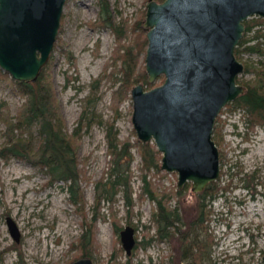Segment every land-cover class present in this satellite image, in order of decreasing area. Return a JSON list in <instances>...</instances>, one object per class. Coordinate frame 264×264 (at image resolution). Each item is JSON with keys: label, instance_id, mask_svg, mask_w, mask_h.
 Masks as SVG:
<instances>
[{"label": "rangeland", "instance_id": "1", "mask_svg": "<svg viewBox=\"0 0 264 264\" xmlns=\"http://www.w3.org/2000/svg\"><path fill=\"white\" fill-rule=\"evenodd\" d=\"M107 1L115 22L124 20L129 27L137 26L135 33L142 30L145 34L148 0ZM98 13V0H66L57 37L60 40H56L45 69L65 133L77 132L76 157L81 173L77 186L83 200L72 202L69 184H49L48 175L39 166L15 157L1 159L0 264H68L81 257L72 244L97 209L100 217L89 256L93 264H263L264 121L251 127L244 110L233 102L222 108L214 126L220 175L216 184H208L202 192H193L190 183L179 189L177 173L161 170L160 160L157 171H143L131 121L130 90L135 84L118 100L123 63L113 60L115 49L121 44L128 46L133 34L129 31L119 43L109 28L92 24ZM253 18L259 17L249 19ZM255 31L264 32V26L256 25L247 33L248 44L257 41L252 39ZM258 41L262 42L261 38ZM64 49L71 52L72 61L62 52ZM145 50L139 55L135 74L145 70ZM262 59L257 52H243L239 60L252 67ZM253 77V73H242L238 81L241 84ZM163 79V75L157 77L152 87ZM24 99L6 77L0 76V147L6 139V119L15 120ZM110 123L120 144H132L130 163L128 167L123 163L120 171L113 169L108 150ZM14 134L26 137L25 132ZM32 144L35 150L36 128ZM117 173L125 174L126 190L118 185L105 193V184ZM144 175L158 195L167 196L166 204L175 210L183 232L158 238L152 217L156 202L141 192ZM129 193L131 204L126 203ZM201 208L203 220L186 228ZM8 218L18 228V241L9 232ZM127 225L133 227L136 239L129 255L120 242V231Z\"/></svg>", "mask_w": 264, "mask_h": 264}, {"label": "water", "instance_id": "2", "mask_svg": "<svg viewBox=\"0 0 264 264\" xmlns=\"http://www.w3.org/2000/svg\"><path fill=\"white\" fill-rule=\"evenodd\" d=\"M66 0H0V70L10 78L35 81L48 63L58 37ZM264 21V0H148L143 29L147 81L132 86L131 121L137 139L153 142L160 169L177 173V187L202 192L220 175L213 140L217 116L245 88L237 82L244 64L235 48L244 22ZM15 241L19 231L7 219ZM129 255L136 244L133 227L120 231ZM264 264V253L262 256ZM68 264H93L87 256Z\"/></svg>", "mask_w": 264, "mask_h": 264}, {"label": "trees", "instance_id": "3", "mask_svg": "<svg viewBox=\"0 0 264 264\" xmlns=\"http://www.w3.org/2000/svg\"><path fill=\"white\" fill-rule=\"evenodd\" d=\"M163 1V0H157ZM99 13L97 20L92 23L101 27H106L114 34L116 41L120 43L122 39L129 36V31L133 34L132 42L125 46L119 45L115 51L117 56L114 57V61L120 59L123 63V74L119 78V88L117 90L118 100H121L130 89V87L137 82L141 81L146 88H151L152 84L147 81L145 70L142 69L139 73L135 74L136 65L139 59L140 53L146 48L147 39L142 30L135 33V28L129 27L123 20L115 22L110 12V5L107 0H98ZM139 23V22H138ZM139 25V24H138ZM245 31L242 38L239 40L237 47L235 48V55L237 59H240L241 53H258L263 57L258 61L257 65L249 67L244 64L243 73H253L252 80L241 81L244 85V92L239 95L232 104L244 110L250 126L255 123H262L264 121V32L255 31L252 39L257 40L255 44H248L246 35L256 25L264 26V22L261 18H253L244 22ZM136 34V35H135ZM261 38L262 42L258 41ZM60 39L57 40V42ZM68 60H73V56L69 50L62 51ZM47 65V64H46ZM46 65L42 68L40 74L35 81H21L14 80L8 76L6 72L0 70V76L6 77L14 86L15 91L24 96V101L18 109L15 120L12 121L9 118L6 119V139L4 144L0 147V160L7 161L10 157H15L20 160L28 161L33 165L39 166L47 175L49 184L56 181L66 182L68 190L71 194L70 200L77 203L83 200L81 194L78 191V184L80 179V169L77 166L78 160L76 157V136L77 132L71 134L65 133L63 129V123L59 112L58 100L55 95V91L52 85V81L47 77L45 73ZM137 71V70H136ZM239 79L237 78V82ZM113 124H109L107 129L108 138V150L112 156L113 169L120 171L122 164L126 162L128 167L132 154L130 152L131 143L120 142L117 140L114 131H112ZM36 128L38 136V146L35 150H32L33 130ZM20 131L26 133V137H18L14 132ZM216 130H213V140L217 144L215 138ZM135 145L138 148L139 154L142 158L141 169L148 171L150 168L158 170L160 152L156 149L151 142H141L136 140ZM125 174H113V180L109 181V184L103 188L105 193H111L115 187L122 185L126 190V178ZM142 193L149 199L156 202V210L153 212L152 217L154 223H156V232L158 238L163 239L167 235L174 234V232H183L179 227L180 219L174 209L168 208L166 204L167 196L159 193L155 190L154 186L148 182L146 175L143 176ZM216 184V181L210 183ZM209 190L207 188L204 193ZM77 196V198H76ZM79 197H81L79 199ZM206 198V197H204ZM126 203L131 204L130 193L126 196ZM202 208L199 209V214L195 218L191 219L190 226L198 224V221H202L203 214ZM85 217V214H84ZM100 217L99 211L92 215L91 218L84 222V231L78 238L76 244H72L76 247L79 255L89 257L92 252L93 243H95V233L98 218ZM115 227V232L117 231ZM138 244V242H137Z\"/></svg>", "mask_w": 264, "mask_h": 264}, {"label": "flooded vegetation", "instance_id": "4", "mask_svg": "<svg viewBox=\"0 0 264 264\" xmlns=\"http://www.w3.org/2000/svg\"><path fill=\"white\" fill-rule=\"evenodd\" d=\"M239 60V59H238Z\"/></svg>", "mask_w": 264, "mask_h": 264}]
</instances>
